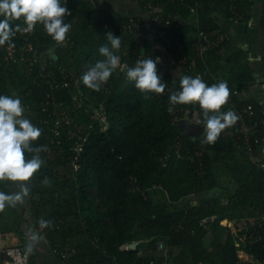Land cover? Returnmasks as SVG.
<instances>
[{"label": "trees", "instance_id": "1", "mask_svg": "<svg viewBox=\"0 0 264 264\" xmlns=\"http://www.w3.org/2000/svg\"><path fill=\"white\" fill-rule=\"evenodd\" d=\"M66 1L71 11L64 17L71 25L66 40L58 44L39 23L30 39L35 51L40 46L57 47L56 59L43 63L35 56L31 73L27 63L0 67V95L16 92L25 118L42 130L32 147H47L39 153L44 163L27 185L38 196L33 201L38 228H43L56 256L71 245L77 251L69 264H248L242 254L264 264V238L257 243L242 240L245 232L255 234L257 226L233 233L220 224L228 220L238 229L240 222L258 225L264 217V160L255 159L264 134L261 143L248 152L240 132L241 114L246 117L247 106H254L257 119L264 120V114L256 101L241 99L256 82L244 52L224 56L230 36L215 17L222 15L232 22L238 15V23L248 21L252 0H129L151 18L148 4L160 10L165 35L158 36L185 74L199 76L208 86L227 83L230 96L221 111H233L238 119L213 144L206 142L199 104L169 103V96L180 91V79L164 72L160 62L158 73L167 85L163 94L142 93L127 79V68L137 60L155 58L151 46L136 38L141 26L138 17L98 10L89 0ZM21 23L22 18L12 21L14 28ZM108 31L120 36L121 47L115 52L120 66L100 91H93L82 77L84 69L104 59L99 48L108 43ZM201 32L208 35L207 41ZM60 69L75 72L79 87L52 89L48 80L60 77ZM48 93L55 102H63V109L71 110L80 124H94L77 161L78 170L72 164L76 140L68 138L66 126L55 137L52 128L57 116L43 111ZM77 96L83 98L82 107L73 109ZM100 106L106 116L104 124L91 119ZM181 120L205 128L199 141L181 130ZM33 154L25 153L28 159ZM9 184L0 182V191L9 192ZM212 215L218 221L204 227L202 219ZM57 220L63 222L59 229ZM42 221L50 223L42 226ZM217 229L226 230L225 241L206 246V237ZM77 239L81 241L76 244ZM134 242H139L135 251L122 249ZM159 243L163 251L158 250ZM28 246L20 247L29 256L28 264H35V249L32 245L29 251Z\"/></svg>", "mask_w": 264, "mask_h": 264}, {"label": "clouds", "instance_id": "2", "mask_svg": "<svg viewBox=\"0 0 264 264\" xmlns=\"http://www.w3.org/2000/svg\"><path fill=\"white\" fill-rule=\"evenodd\" d=\"M66 15H71V11L66 7V0L63 5L61 0H0V16L4 17L0 20V46L11 41L16 32L22 30L19 24L15 28L12 25V21L21 17L26 25L23 31H34L39 23L53 40L58 44L63 43L71 28V25L64 21ZM105 37L108 43L99 48V53L104 59L96 61L82 77L83 84L93 91H100L120 66V57L115 54L121 47L120 36L108 31ZM159 62L158 57L137 60L134 67L127 68L126 77L134 82L135 87L142 93L161 95L167 85L158 73ZM229 96L230 90L226 82L208 86L199 76H181L180 91L169 96V103L199 104L203 110L206 142L213 144L222 131L234 125L238 119L233 111H221ZM24 112L19 97L0 95V182L30 181L44 163L39 153L47 151V147H32V143L41 137L42 130L25 118ZM25 153L34 154L28 159ZM44 183H47V178ZM18 187L19 191L11 194L0 191V212H3L6 206L15 207L22 204L24 197L29 195L30 189L26 183H20ZM41 223L43 226L50 222ZM36 239V236H32V240ZM28 247L31 251V242Z\"/></svg>", "mask_w": 264, "mask_h": 264}, {"label": "crops", "instance_id": "3", "mask_svg": "<svg viewBox=\"0 0 264 264\" xmlns=\"http://www.w3.org/2000/svg\"><path fill=\"white\" fill-rule=\"evenodd\" d=\"M89 1L96 4L98 10H107L125 18L138 17L141 26L136 38L140 43L144 44L146 42L151 46L155 58H159L163 71H168L176 79H180L181 76H188L185 74L183 67L176 62L161 43L158 33L154 29L150 13L143 10L137 2L129 0ZM252 3V11L248 21L235 24L228 22L222 15L216 14L215 17L220 26L230 36V43L227 49L224 50V56L227 58L237 52H244L247 65L256 82L247 92L241 94V99L256 101L264 114V29L262 27L264 0H252ZM36 57L43 63H52L56 59V55L52 50L45 52L44 58L40 57L36 51ZM263 146L264 142L255 155L257 161L264 160ZM8 182H10L7 187L9 192L5 193L9 194L19 191L18 184H27V182ZM36 199H38V196H34L29 191V195L24 197L22 204H17L15 207L6 206L5 210L0 212V264H4V257H1L3 249L25 246L30 242L35 249V264H69L58 259L43 231L38 228L33 208V201ZM238 224L242 225V222ZM32 236H36L37 239L32 240ZM226 236V230L211 231L205 239V245L214 246L219 244L225 241Z\"/></svg>", "mask_w": 264, "mask_h": 264}, {"label": "built area", "instance_id": "4", "mask_svg": "<svg viewBox=\"0 0 264 264\" xmlns=\"http://www.w3.org/2000/svg\"><path fill=\"white\" fill-rule=\"evenodd\" d=\"M64 3L65 0L62 5ZM148 8L151 10L152 23L155 30L157 31L158 35L164 36L165 31L161 28V26L163 25V21L161 19L160 10L154 8L151 4H148ZM66 17H68V15H66ZM21 18L22 23L19 25L22 30L16 32L15 36L12 37L11 41L6 42L3 46H0V67L9 66L16 63H27L29 65V72L31 73L36 63V60L34 59V57L36 56V51L34 50V46L30 41L34 31H23V29L26 28V25L24 23L23 17ZM239 19L240 17L236 15L234 18L231 19V21L233 23H238ZM169 25L170 22L166 21L165 26ZM200 35L203 37V39H205V41H207L208 35H205L203 32H201ZM219 37L220 42H223V36L219 35ZM183 63H185V61ZM84 72H87V70L84 69ZM59 75L60 77L54 78L52 76V79L48 80V84L51 86L52 89L58 90L63 88H69L72 85H75L77 88L79 87L80 81L75 72L68 73L66 70L60 69ZM41 76L43 78H46L45 75ZM77 94L83 97V93L81 92V90H77ZM54 100V97H52V95L48 93L45 96L43 111L50 112L52 116H57L54 122V126L52 128V133L55 137H60L62 135L63 127L66 126L68 138L76 140V144L73 148L74 159L72 160V164L74 165L75 170H78L77 161L81 155L84 144L87 141L89 132L94 129V124H80L71 110L68 111L63 109V102H55ZM82 100L83 98H78L77 96L73 100V109L81 108ZM244 113L246 114V117L241 114V116L243 117V122L241 123L240 132L242 134L244 148L248 152H253L254 148L261 143L262 133L264 134V132L262 131V127L264 126V120L257 119V110L254 108L253 105L247 106ZM96 118L101 121V124L105 123L106 116L104 115L102 106H100L98 109H95L91 116L92 120ZM216 221H218V217L216 215H212L202 219L201 224L204 227L208 228L212 223H215ZM62 223L63 222L59 220L55 221L56 228L59 229V226ZM220 224L225 228H229L233 233H236L238 231L243 232L244 229L247 230V228H249L248 225H252L251 227L253 228L257 226L255 234L252 233L248 236L245 232L244 234H242V240L248 241L250 243H257L264 238V217H262L261 220L257 223L258 225H254L252 222L247 223V221H245L244 223H242L241 226H239V230L236 229L234 222H230L228 220H222ZM41 230L43 231V228H41ZM157 248L158 250L163 251L164 245L162 243H159ZM122 249L129 250V245H126L125 248ZM76 251L77 249L74 246L68 245L65 249L61 251L60 255H58L57 257H59L60 260L67 262L74 254H76ZM2 254L4 256V264L29 263V256L25 252L23 247L17 246L5 248L2 250ZM241 257L244 262H247L248 264H259L254 262L253 258L248 255L242 254Z\"/></svg>", "mask_w": 264, "mask_h": 264}, {"label": "water", "instance_id": "5", "mask_svg": "<svg viewBox=\"0 0 264 264\" xmlns=\"http://www.w3.org/2000/svg\"><path fill=\"white\" fill-rule=\"evenodd\" d=\"M52 50L53 53L56 55L58 48H53L51 46H40L37 48V53L40 55V57L44 58L45 57V52H48ZM49 59L47 58V61ZM179 127L181 128V130L186 134V135H190L191 133H194V135H196L194 137V139L196 140H200L203 133H204V127L196 122H192V121H188V120H181L179 122ZM139 242H134L132 244L129 245V249L132 251H135L138 248Z\"/></svg>", "mask_w": 264, "mask_h": 264}, {"label": "rangeland", "instance_id": "6", "mask_svg": "<svg viewBox=\"0 0 264 264\" xmlns=\"http://www.w3.org/2000/svg\"><path fill=\"white\" fill-rule=\"evenodd\" d=\"M155 29V28H154ZM120 68H122V67H120ZM87 70V69H86ZM88 71V70H87ZM15 94H16V92H14V94H13V96L12 97H16L15 96ZM79 103H80V101H79ZM187 136H189V137H192V138H194L196 135H194V133H191L190 135H187ZM194 136V137H193ZM264 147V146H263ZM231 187L232 188H235L233 185H231ZM156 192H161L160 191V189H157V191ZM213 192H216V191H213ZM160 197H161V195H159ZM155 198H158V195L157 196H155ZM243 223V222H242ZM225 228V227H224ZM81 239V238H80ZM80 239H77V240H75V243L77 244V243H79L81 240ZM78 241V242H77ZM126 246V245H125ZM125 246H123L122 248H125Z\"/></svg>", "mask_w": 264, "mask_h": 264}]
</instances>
